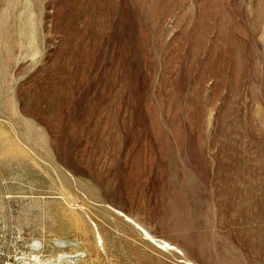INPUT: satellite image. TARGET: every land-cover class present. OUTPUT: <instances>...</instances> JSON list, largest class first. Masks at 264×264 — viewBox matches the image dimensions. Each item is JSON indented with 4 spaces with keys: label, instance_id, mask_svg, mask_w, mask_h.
Listing matches in <instances>:
<instances>
[{
    "label": "rangeland",
    "instance_id": "rangeland-1",
    "mask_svg": "<svg viewBox=\"0 0 264 264\" xmlns=\"http://www.w3.org/2000/svg\"><path fill=\"white\" fill-rule=\"evenodd\" d=\"M46 262L264 264V0H0V264Z\"/></svg>",
    "mask_w": 264,
    "mask_h": 264
},
{
    "label": "bare ground",
    "instance_id": "bare-ground-1",
    "mask_svg": "<svg viewBox=\"0 0 264 264\" xmlns=\"http://www.w3.org/2000/svg\"><path fill=\"white\" fill-rule=\"evenodd\" d=\"M62 187H65V185L67 184L66 181L62 180L61 181ZM62 202H64V205L66 207L69 208L70 210V216H68V220H70L69 222H71L72 224H74L77 227V231H78V235H81L82 232L84 234H86L87 232H89L91 230L92 232V239L94 240V243L97 244L98 246H103L105 240L103 237V233H101L100 230V226L99 224L96 223L93 219H91L89 213H87V211L85 210L84 207L80 206V205H75L74 203H71L70 201L67 200H63ZM87 206V205H86ZM88 207V206H87ZM93 208V207H92ZM66 209V208H65ZM89 209V208H88ZM53 210V209H52ZM94 210V208L92 209ZM99 210V209H98ZM117 210V209H116ZM56 211V209H55ZM114 212V210H113ZM52 213V212H51ZM92 214V212H90ZM116 214H118L119 216H121L122 218H124V220L126 222H128L130 225H132L133 227H135L140 234L142 235V237L144 239H146L148 242L156 245L157 247L163 249V250H171L172 247L169 243L163 241L161 243H157L156 239L143 227H141L137 222H135L132 218H130L129 216H127L126 214L122 213L121 211H115ZM68 215V214H67ZM93 215V214H92ZM91 215V216H92ZM81 217V218H80ZM102 221V220H101ZM65 223L67 225H69V223H67V220L65 221ZM84 234H82L84 236ZM86 237V236H85ZM89 237V236H88ZM82 238V237H81ZM91 239V238H90ZM85 240V239H84ZM83 240V241H84ZM36 244V242H35ZM84 244V243H83ZM88 244V242H87ZM88 246V245H87ZM93 246V245H92ZM95 246V245H94ZM89 247V246H88ZM91 247V246H90ZM102 248V247H101ZM89 249V248H88ZM91 249V248H90ZM91 251V250H90ZM33 257V256H32ZM34 259H36V256L33 257ZM37 260V259H36ZM34 263V261H33ZM52 262H46L44 264H49ZM188 264H193V263H188Z\"/></svg>",
    "mask_w": 264,
    "mask_h": 264
}]
</instances>
